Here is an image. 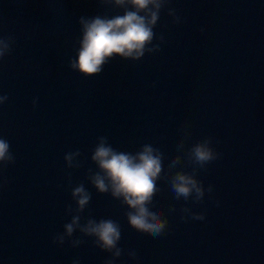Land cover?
<instances>
[{"label": "water", "instance_id": "water-1", "mask_svg": "<svg viewBox=\"0 0 264 264\" xmlns=\"http://www.w3.org/2000/svg\"><path fill=\"white\" fill-rule=\"evenodd\" d=\"M167 7L182 22L161 11L159 52L138 61L117 56L85 78L68 67L78 17L122 10L98 0H0V34L15 38L0 61V92L9 97L0 106V135L15 156L0 174V264H72L77 257L104 264L109 254L78 231L79 247L52 242L70 219L69 173L72 186L83 182L92 195L81 223L91 216L120 224L124 254L115 264H264V0H171ZM184 126L186 147L210 136L221 154L198 172L213 192L199 204L175 200L162 175L154 203L168 229L156 238L137 232L126 207L86 179L96 138L129 152L152 143L164 149L167 167ZM77 149L83 166L66 168L64 154ZM186 203L205 220L182 221Z\"/></svg>", "mask_w": 264, "mask_h": 264}, {"label": "clouds", "instance_id": "clouds-1", "mask_svg": "<svg viewBox=\"0 0 264 264\" xmlns=\"http://www.w3.org/2000/svg\"><path fill=\"white\" fill-rule=\"evenodd\" d=\"M171 0H98V3L113 9L122 10V14L112 16H80V36L75 56L68 60V67L82 77L100 74L104 66L113 58L138 61L145 54L160 51L164 42L163 34H157L154 29L160 20V13L172 18V23L179 24L182 18L177 10L167 7ZM157 41L154 43L153 41ZM15 38L12 35L0 34V61L11 55ZM6 93L0 92V106L8 101ZM38 98L32 103L36 105ZM177 142V154L168 161L165 167V151L152 143H144L134 152L120 151L114 148L106 136H98L91 150L89 159L95 164V169L86 170V179L98 193L108 194L113 200L126 207L124 212L127 224L140 233L154 238L164 235L168 229V219L162 210L154 203V198L160 190V177L166 176L175 200H191L199 204L204 200L205 193L211 194L213 186L205 185L198 179V172L220 158V153L213 147L212 138L205 136L196 140L189 147L186 141L190 137L187 126ZM79 149L64 154L65 167L81 168L82 162ZM15 162L9 141L0 135V174L8 165ZM185 164L191 165L186 171ZM70 198L72 203L65 207V214L70 219L63 224V231L52 237L57 246L67 243L79 247L84 241L80 237L73 238L75 232L83 237L91 238L96 248L109 254L104 264H115L124 254L119 246L122 232L120 224L111 218L95 219L91 216L83 218L82 213L88 207L92 195L84 183L72 186L71 174H68ZM176 211L175 205L169 206V213ZM180 219L205 220L204 211H193L186 204L180 208ZM127 256L137 258L135 249H129ZM72 264H80L79 258H74Z\"/></svg>", "mask_w": 264, "mask_h": 264}]
</instances>
